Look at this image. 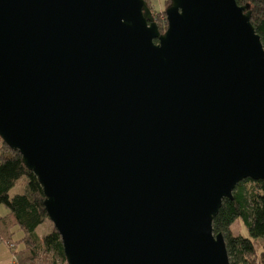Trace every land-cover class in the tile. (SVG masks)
<instances>
[{
	"label": "water",
	"instance_id": "1",
	"mask_svg": "<svg viewBox=\"0 0 264 264\" xmlns=\"http://www.w3.org/2000/svg\"><path fill=\"white\" fill-rule=\"evenodd\" d=\"M0 0V139L43 191L67 264H229L213 220L264 182L250 5Z\"/></svg>",
	"mask_w": 264,
	"mask_h": 264
},
{
	"label": "trees",
	"instance_id": "2",
	"mask_svg": "<svg viewBox=\"0 0 264 264\" xmlns=\"http://www.w3.org/2000/svg\"><path fill=\"white\" fill-rule=\"evenodd\" d=\"M240 6L249 4L251 23L260 36L264 48V0H235ZM20 183L15 194L11 190ZM44 195L36 176L22 163L18 152L10 149L0 139V244L10 252L11 264H67L62 241L54 227L39 236L36 229L47 220L43 205ZM239 220L248 236L233 235L232 224ZM213 233L222 234L226 244L229 264H264V182L245 180L225 199L213 220ZM14 228L22 233L17 243L11 241ZM254 241L263 247L256 250Z\"/></svg>",
	"mask_w": 264,
	"mask_h": 264
},
{
	"label": "rangeland",
	"instance_id": "3",
	"mask_svg": "<svg viewBox=\"0 0 264 264\" xmlns=\"http://www.w3.org/2000/svg\"><path fill=\"white\" fill-rule=\"evenodd\" d=\"M147 3L148 8L150 9L154 22L159 30L160 33H164L167 29V21H166V15L165 10L170 5V0H144ZM21 182H18L16 186L11 190V194H15L20 191ZM7 212V209L4 206H0V213L1 215L5 214ZM53 228L52 223L47 220L44 224L39 226L36 229V233L41 237L46 234H48L51 229ZM231 233L235 236L244 234V236H248L247 231L245 230V227L243 224L237 220L235 221L231 228ZM11 233V241L13 243H18L22 239V233L18 230V228H14L10 231ZM254 245L256 247V250H259V248L263 247V243L261 241H254ZM12 256L10 252L8 251V248L4 243L0 244V264H11Z\"/></svg>",
	"mask_w": 264,
	"mask_h": 264
}]
</instances>
